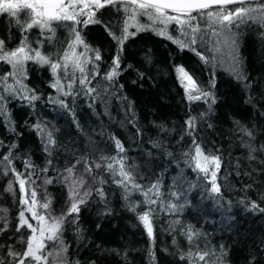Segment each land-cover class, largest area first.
Returning a JSON list of instances; mask_svg holds the SVG:
<instances>
[{
  "label": "trees",
  "instance_id": "16d2710c",
  "mask_svg": "<svg viewBox=\"0 0 264 264\" xmlns=\"http://www.w3.org/2000/svg\"><path fill=\"white\" fill-rule=\"evenodd\" d=\"M122 11L120 5L108 6L96 13L99 23L77 26L85 43L99 49L102 57L94 61V54L88 53L93 63L86 65L91 73L87 87L94 92L79 85L77 71L72 95L64 96L51 86V69L31 61L23 79L27 91L12 96L0 90L6 97L0 112V160L16 145L11 149L13 166L25 179L32 173L34 183L26 187L29 193L35 189L40 203L51 202L52 216L67 210L69 185L83 178L80 192L90 189L91 194L85 197L75 222L69 217L63 228L70 264H153L150 249L155 252V264H188L179 257L190 248L215 252L207 258L211 264L220 255L221 245L227 252L225 264H264V213L246 207L250 200L262 202L264 195V150H260L264 146V28L256 24L233 28L237 46L232 51L235 69L231 71L215 61L210 42L200 38L202 32L196 34L195 45L183 43L182 47L174 42L175 31L168 39L146 26L125 41L120 74L110 81L105 77L119 45L109 31L121 34ZM193 23L204 30L200 19ZM54 27L51 43L46 40L50 33L41 35L33 28L27 35L34 47L37 40H44L41 50L57 59L71 35L65 24ZM0 39L8 49L21 39L19 26L7 14H0ZM180 66L203 91L214 93L216 103L211 108L205 98L187 100L176 71ZM9 70L0 61V75ZM62 83L67 90V79L62 78ZM31 95L38 98H24ZM189 117H196L194 129L186 126ZM240 126L251 130L254 139L240 132ZM47 133L54 145L47 144ZM116 140L123 151L116 147ZM194 140L205 154L221 158L219 194L211 191L210 177L206 179L195 168ZM245 142L257 148L254 160L248 159ZM120 160L145 191L158 185L148 193L155 204L146 203L148 198L131 185L126 193L114 182L119 177L107 165L118 170ZM26 161L34 167L25 168ZM68 168L73 171L66 180ZM96 189H102L103 196ZM20 196L15 176L12 172L5 175L0 165V225L6 223L0 229V259L5 264L11 259L9 247L22 251V241L29 235L26 228L16 231ZM133 204L135 212L130 210ZM149 207L153 209L154 245L137 218ZM38 211L44 210L38 207ZM189 228L199 233L191 244L185 235Z\"/></svg>",
  "mask_w": 264,
  "mask_h": 264
},
{
  "label": "snow or ice",
  "instance_id": "6c2138e0",
  "mask_svg": "<svg viewBox=\"0 0 264 264\" xmlns=\"http://www.w3.org/2000/svg\"><path fill=\"white\" fill-rule=\"evenodd\" d=\"M123 7V11L127 15V19L124 21V27L121 34L116 35L109 31V35L117 41L119 49L117 54L113 57L112 66L106 73V79L112 80L120 74V57L123 51V45L130 36H135L137 32L146 29L145 25L137 22L138 16H146L152 21L153 25L159 23L163 25V28L159 29V35H167V26L169 24H176L180 27L181 31L186 35H191L190 43L195 45L197 43V33H201L202 30L198 23L194 24L199 18L205 19V23L209 32L213 36H219L223 34L226 37V41L229 45L235 49L237 46V34L233 32V28H239L240 25L256 24L261 28H264V0H0V14H7L10 18L15 19V23L19 26L21 32V39L15 48L8 49L5 45V40L0 39V61L11 66V71L0 75V90L7 95H21L24 91H27L26 86L23 84V79L26 78V64L31 61L41 66L47 65L51 69V73L54 77L52 87L57 89L64 96L72 95V89L77 82L75 73L78 71L81 75L78 83L81 87L87 88V92H94V88L87 87L90 84V71L86 69V65L93 63V57H89L88 53L94 54V61H100L102 59L100 50L93 49L85 43L84 38L81 35V31L78 30V25L87 26L89 23H99L96 13L108 6ZM21 13L27 17L23 22L20 19ZM196 15H193V14ZM54 24H65L70 29L71 41L67 44V48L57 54V59H53L51 54H47L41 49L45 43L44 40H37L34 47L32 42L29 41L27 33L33 28H38L41 35L46 32L50 33L46 37L47 42L51 43L56 28ZM135 27L136 31L130 32L129 28ZM186 29L190 30L185 32ZM155 30V29H153ZM208 32L203 35H208ZM203 35L200 37L203 38ZM168 39H172L168 36ZM184 44L181 41H174ZM78 46H83V52H77ZM197 55H200L197 52ZM201 59L205 60V57L201 55ZM207 62V60H205ZM178 79L184 87L186 97L188 101L196 102L202 98L206 99L209 103V108L212 104L216 103L214 93L209 91H203L196 80L182 67H177ZM63 73V77L61 76ZM12 79L13 83H9V79ZM62 78L67 79L65 90V84L62 83ZM18 86V87H17ZM214 82L212 87H214ZM4 95H0V112L3 111ZM25 99L36 100L38 97L31 95L30 97L24 96ZM63 104V101H60ZM66 106V105H65ZM239 124V122H237ZM186 126L189 129H194L196 126V117H189L186 121ZM38 130L43 131L36 126ZM244 135L251 139H254L253 133L246 127L240 126L238 129ZM191 135V132L189 133ZM2 143V141H0ZM195 144L194 155L192 160L194 161L195 168L204 174L206 179H209L211 185V191L213 193H220V186L217 183V174L221 168V158L217 155L205 154L200 144L193 141ZM47 144L54 145L55 141L51 133H47ZM244 146L249 149L248 159L254 160L256 157L253 155L257 151V148L252 144L245 142ZM16 145L10 146L7 155L2 157L0 165H3L4 174L7 175L12 172L15 176L16 182L19 185L20 204L22 208L19 212V219L17 223L16 231L20 232L21 229H27L29 235L26 240H23L24 248L22 251H16L14 248L9 247L8 256L11 258L7 264H70L67 260L66 253L68 246L63 240V228L64 224L68 222L69 217H73L71 222H75L81 210V206L86 203L85 197L91 194V190H85L82 194L80 188L84 185L83 178L72 180L69 185V201L67 210L61 213L59 216H52L50 211V201L45 200L40 203L37 199V192L32 189L29 193L26 185L31 180L32 173H28L27 179L24 178V174L18 172L13 166V159L11 149ZM116 147L123 151V147L119 140H116ZM48 151V147H45ZM260 150H264V146H261ZM104 159V157H101ZM51 163V161H49ZM120 164L119 169H114L113 165L109 163L107 165L114 176H118L119 179L114 180L121 188L125 189L127 193L129 191V185L131 188L137 191H141L145 197H147L146 203L152 205L156 201L148 197V193L153 189H157L158 185L153 184L145 191L142 186L135 181V177L132 173L126 170L123 161H117ZM34 167L30 161L25 162V168ZM96 167H101L100 164H96ZM47 171V169H44ZM66 171L69 173L66 180L71 178L73 169L68 168ZM91 172V168L86 169ZM45 183H51V180H46ZM11 190V184L9 185ZM97 193L103 196L102 189H96ZM127 195L125 199H127ZM261 201L264 202V195L261 196ZM262 202L256 200H250L246 205L247 209L252 212L264 213V206ZM41 208L44 211L40 212L37 208ZM175 208V205H172ZM131 211H136V205L133 204L130 208ZM30 213V218L25 213ZM153 209L149 207L142 213L137 214L138 220L142 223L146 230L149 241L154 245L155 234L152 223ZM34 220L35 225L30 222ZM6 227L0 225V229ZM185 235L188 238L189 243L193 242L194 237H198L199 233L189 228ZM175 243V241H173ZM51 244V247L49 245ZM215 255V252H209L205 250H193L190 248L187 252L180 255L181 260H187L188 264H199L203 261L204 264H209L208 257ZM227 255L224 246H220V255L215 260L211 261V264H225L224 257ZM149 256L155 264V252L150 249ZM0 264H5L4 259H0ZM78 264V262H76ZM94 264V262H93Z\"/></svg>",
  "mask_w": 264,
  "mask_h": 264
},
{
  "label": "rangeland",
  "instance_id": "374dc122",
  "mask_svg": "<svg viewBox=\"0 0 264 264\" xmlns=\"http://www.w3.org/2000/svg\"><path fill=\"white\" fill-rule=\"evenodd\" d=\"M120 8L123 10V7L120 6ZM124 13V17L122 20V28L124 27V21L127 19V15L124 11H122ZM20 19L23 22L25 19H27V17L24 15V13H21L20 15ZM201 21V25L203 26L204 30H202V34L200 35V37L203 35V33L208 32V35H203L202 41L204 42H210L211 47L213 48L212 50V55L215 59V61H217L218 63H220L222 66H224L225 68L229 69V70H234L235 66H234V60H233V48L229 45V43L226 41V37L221 34L219 36H213L210 34L209 29L207 28V25L205 23V19L199 18ZM137 22L139 24L145 25V26H150L155 29L157 32L159 31V29L163 28V25H160L159 23L153 25L152 21L149 20L146 16H138L137 17ZM130 28H135V27H130ZM36 29L38 32H40V30L38 28H34ZM175 33V38L177 41H181L183 43H190L191 40V35L190 34H185L184 32L181 31L180 27L176 24H169L167 26V35L169 36L172 32ZM185 32H189V29H186ZM165 36V35H164ZM72 37H70V39L68 40L67 44L71 41ZM67 48H64V50ZM63 50V51H64ZM77 52H83L84 48L83 46H78L76 49ZM91 64V63H89ZM9 67V72L12 70L11 66L8 65ZM9 83H13L12 79H9ZM38 210V208H37ZM26 216H28L30 218V213H25ZM30 222H32L35 225V221L34 220H30Z\"/></svg>",
  "mask_w": 264,
  "mask_h": 264
}]
</instances>
